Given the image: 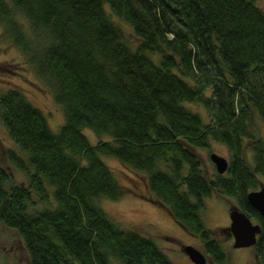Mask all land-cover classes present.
<instances>
[{"label": "trees", "instance_id": "16d2710c", "mask_svg": "<svg viewBox=\"0 0 264 264\" xmlns=\"http://www.w3.org/2000/svg\"><path fill=\"white\" fill-rule=\"evenodd\" d=\"M0 26L1 40L26 56L63 114L52 132L21 91L0 93V122L16 145L5 157L26 178L10 184L0 165V224L16 231L29 264H172L95 204L127 190L140 195L116 180L105 155L139 173L149 197L216 264L225 251L201 222L202 198H233L260 226L252 247L264 264V222L245 198L257 177L264 183V139L250 129L253 116L264 122L263 10L251 0H0ZM190 103L205 109V123ZM84 128L107 138L91 144ZM210 140L228 159L206 180L183 141ZM47 186L54 207L30 211V193L45 199Z\"/></svg>", "mask_w": 264, "mask_h": 264}, {"label": "rangeland", "instance_id": "374dc122", "mask_svg": "<svg viewBox=\"0 0 264 264\" xmlns=\"http://www.w3.org/2000/svg\"><path fill=\"white\" fill-rule=\"evenodd\" d=\"M251 1L264 11V0ZM118 25L122 29L125 42L131 48L135 47L138 38L133 34L130 26L122 21L118 22ZM1 39L0 37V93L9 89L21 91L25 98L42 112L51 131H58V127L63 121V114L61 106L54 100L52 89L47 85L46 80L43 83V80L37 76L33 67L27 62L26 56L18 47L10 41ZM153 59H155V55H153ZM186 105L199 116L202 123H205L206 112L201 105L194 103ZM250 129L255 136L259 135L264 139V122L261 119L253 116ZM82 133L91 144H94L98 139L107 138L105 135L97 136L88 128L82 129ZM248 142V139L243 140L244 158L249 153V148L246 147ZM183 144L198 159L202 176L206 180L212 178L216 173L208 157L209 153L214 152L228 159L226 147L213 140L209 141L207 147H195L185 141ZM6 147L16 151V145L0 122V165L9 173L10 184L26 185L24 174L5 157L4 149ZM101 159L110 168L119 183L133 187L140 194L136 196L132 190H127L116 199L103 196L94 199L95 204L106 213L114 224L116 223L117 227L133 228L141 235L150 238L167 255L172 264H193L181 250V246L184 244H190L201 250L205 254V264H216L210 260L198 237L187 233L172 219L162 205L149 197V191L139 173L132 171L111 156H101ZM260 186L264 187V183L257 177L255 189ZM51 190L52 187L47 186L45 199H40L31 192L28 209L30 211L52 209L55 202ZM232 206L237 207L233 198L211 191L208 196L202 198V208L199 211L201 222L210 229L213 237L223 247L225 260L222 264H258L252 246L234 248L231 246L232 238L229 231L227 229L220 230V227L228 226V212ZM0 264H29L26 251L16 231L2 224H0ZM113 264L117 263L113 262Z\"/></svg>", "mask_w": 264, "mask_h": 264}, {"label": "water", "instance_id": "95a60500", "mask_svg": "<svg viewBox=\"0 0 264 264\" xmlns=\"http://www.w3.org/2000/svg\"><path fill=\"white\" fill-rule=\"evenodd\" d=\"M208 157L216 173L221 174L225 171L227 167V160L225 157L214 152L209 153ZM245 198L247 204L259 214L264 222V187L260 186L257 189L249 190ZM228 218L229 224L226 228L232 238L231 246L234 248L253 246L260 230L259 224L256 222L253 223L248 216L235 206L230 208ZM181 250L193 264H205V254H203L201 250L190 244L182 245Z\"/></svg>", "mask_w": 264, "mask_h": 264}]
</instances>
